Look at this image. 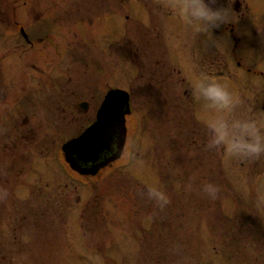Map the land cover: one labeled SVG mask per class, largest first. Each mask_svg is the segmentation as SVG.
Wrapping results in <instances>:
<instances>
[{"label":"rangeland","instance_id":"obj_1","mask_svg":"<svg viewBox=\"0 0 264 264\" xmlns=\"http://www.w3.org/2000/svg\"><path fill=\"white\" fill-rule=\"evenodd\" d=\"M51 1L46 2V9L52 11L47 15L63 12L64 65L58 85L64 90V102H92L87 115L77 117L68 109L60 114L53 101L41 96L57 88L47 79L51 78L48 70L41 82L16 76L21 79L17 94L22 87L28 91L37 88L39 93L33 94L32 110L37 113L31 142L0 150V189L8 191L7 198L0 199V264H264V207L256 203L258 191L264 192V156L248 161L209 151L206 146L201 149V132L207 145V122L214 113L205 110L203 102L193 99L191 103L192 97L178 92L179 75L170 69L161 85L151 79L154 62L162 64L171 54L176 69L186 66L179 62L190 59L191 54L190 50L187 56L184 49L186 24L172 18L176 28L166 32L162 26L166 38L157 39L167 44H152L150 39L138 47L137 19L141 15L148 20L150 14L141 10V4L136 7L135 0H127V5L121 0L111 4L102 0ZM251 2L263 11L264 0ZM105 5L112 16L128 12L129 18L122 19V40L98 49L96 17L102 15ZM156 13L162 17L161 7ZM85 42H94L89 44L92 48L83 47ZM238 48L251 70L264 72L262 50L254 55L244 45ZM220 51L207 55L218 54L229 64L225 65L227 72L240 73L230 65L226 44ZM191 70L188 65L182 72L187 76ZM239 78L253 80L250 73ZM218 82L240 98L232 114L235 118L254 119L264 126V113L256 107L263 88L260 93L251 91V103L244 107L248 101L244 94L253 87H237L236 92L228 80ZM173 87L175 91H171ZM113 88L129 94L123 149L132 158L120 155L110 167L79 177L64 160L61 147L84 131L96 101ZM209 183L220 189L215 199L203 191ZM148 188L164 192L170 203L161 209L142 194ZM22 257L27 259H19Z\"/></svg>","mask_w":264,"mask_h":264},{"label":"flooded vegetation","instance_id":"obj_2","mask_svg":"<svg viewBox=\"0 0 264 264\" xmlns=\"http://www.w3.org/2000/svg\"><path fill=\"white\" fill-rule=\"evenodd\" d=\"M48 1L49 0H0V66L2 64L5 65L0 68V82H3L0 84V150L2 151L14 150L17 143L22 141L25 143L31 142V130L33 128L32 120L37 113L32 110V101L34 99L33 94L37 95L39 90L36 88L33 91H28V89L22 87L19 88L20 91L17 94L15 90H17V85L20 83L21 79L16 78V76H24L27 81H31L32 77H34L33 79L37 78L39 80L38 82H41L43 77H45L44 73L48 70L49 72L47 74L51 78H46L51 79L52 85L54 84L53 87L57 88L56 91H45L44 94H46V97L44 95L41 96L49 101H53L55 103L53 106L54 109L60 114L68 109V112H76L77 117H79L80 114L87 115L90 103L92 102L89 100H80L74 102L73 105H66L64 102V98L66 97L63 96L64 90L60 88L62 85H58L61 81L58 73L62 72V65H64V49L63 41L61 40V38H63L61 26L63 12L56 11L54 14L51 13L47 15V13L51 11L50 9H46V2ZM56 1L63 0H52L51 2ZM102 1H108L111 4L112 0ZM124 1L127 5V0H121V2ZM251 1L252 0H217L216 6L226 7L227 5L229 7L230 22L221 25L220 28L214 29L212 32H197L195 30V25L185 23L187 26L186 33L188 42H186L184 49H186L185 53H187V56L191 50L190 59H193V61L189 58H181L183 61L179 60V62L184 63L183 65L186 64V66H184L182 70L181 68L176 69V58L174 54H171V57L162 61V64L158 62L159 60L154 62V67L151 69V79L157 81L161 85L166 81L165 71L170 73V69L173 71V74L176 76L179 75L178 81L181 87L178 92L182 91L186 97H192V82L201 72L215 77L218 81L223 79L228 80L234 85L236 92L238 91L237 87L242 89L249 86L253 87L254 90H247L248 92L244 94L247 100L252 98L251 94L253 93L251 91L259 92L262 88L264 91V72L251 70V68L247 66L248 64L246 65L242 59L240 48H238L239 45H244L246 49H251L254 55L259 53L260 50L264 53V7L262 9L263 11L257 8L255 9ZM32 2L35 4L34 9ZM135 2H137L135 5L136 7L141 4V10L144 9L150 14L148 20H145L141 15H139L137 19L140 36L139 40L136 41V46L141 47L145 42H149L150 39L154 41L152 44H167L166 40H163L162 43L158 41L163 34V32L161 33V28L163 26L166 32L170 30L173 31L176 28V21L174 19L177 20L178 17L174 14V16H172L171 11L162 7V0H135ZM49 5L50 4H48V6ZM260 6L262 5L260 4ZM160 7L163 11V14H161L162 17H159L156 13L157 9ZM96 18L98 19L96 32V44L98 45V49H100L99 46L106 47L108 43L112 44L113 41L118 42V40H122L120 32L125 29L122 19L128 20V12L124 15L112 16V12H110L107 6L102 15ZM77 20H79V17H77ZM178 20L180 19L178 18ZM83 25L81 31H83ZM117 30L119 33L113 35L112 33ZM72 34L73 36L76 35L74 31ZM162 37L166 38V35ZM246 38H248V41ZM83 39H86V36H84ZM92 43L94 42H85L81 45L90 49L92 45L89 44ZM225 44L231 56L230 65L232 68L235 67L237 71H240L241 74L236 72V76H234L232 73L227 72L225 65L227 66L229 64H225L224 59L219 57L218 54L207 55V53L210 52H215V54L216 52H221L220 50H223ZM229 44H231V46H229ZM172 47L174 46L172 45ZM71 50L74 52L73 48ZM74 60L77 59L74 58ZM261 60H264V55ZM188 65L192 67V70L191 73L186 76L182 71L185 67H188ZM261 68L264 71L263 64ZM18 70L21 71V74H19ZM32 71L36 74H32ZM53 71L55 75H52ZM139 72V77H142V72ZM245 73H250L253 80H241L239 76ZM107 91L108 90L101 96L100 100L98 99L96 101V107H94L92 115L86 118L87 126L85 128L96 120L97 111ZM171 91H175L174 87ZM192 101L193 98L191 99V103ZM250 103L251 101L248 100L243 106L249 107ZM256 107H258L257 109H259V112L264 113V92L263 94L260 93L258 96ZM37 108L42 109L43 107L40 108L37 106ZM56 110H53V112H56ZM58 117L60 116L58 115ZM201 135L200 148L204 149L206 146L205 134L201 132ZM112 164L113 163H109L103 168L110 167ZM72 172L76 173L79 177H90L81 175L74 170H72Z\"/></svg>","mask_w":264,"mask_h":264},{"label":"clouds","instance_id":"obj_3","mask_svg":"<svg viewBox=\"0 0 264 264\" xmlns=\"http://www.w3.org/2000/svg\"><path fill=\"white\" fill-rule=\"evenodd\" d=\"M216 5L217 0H162V7L184 23L195 25L197 32L204 33L212 32L230 22L229 7ZM191 96L196 102H203L205 110L214 113L213 118L207 122V150L223 152L230 157L248 161L264 156V126L254 119L235 118L232 115L241 103L239 96L233 95L215 77L204 72L192 82ZM112 151L121 152L127 159L132 158V153L120 149L115 141ZM188 187L191 188V185ZM219 190L218 186L210 183L203 186V191L212 199L216 198ZM142 194L155 201L161 209L170 203L165 193L156 188H148ZM7 196V189H0V199H6ZM256 203L257 207H264V192L258 191Z\"/></svg>","mask_w":264,"mask_h":264},{"label":"water","instance_id":"obj_4","mask_svg":"<svg viewBox=\"0 0 264 264\" xmlns=\"http://www.w3.org/2000/svg\"><path fill=\"white\" fill-rule=\"evenodd\" d=\"M129 94L110 89L97 111L96 121L80 135L62 145L65 161L84 175H95L116 160L121 152L112 151L115 141L123 149L126 138L125 116L130 113Z\"/></svg>","mask_w":264,"mask_h":264}]
</instances>
